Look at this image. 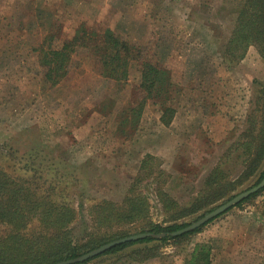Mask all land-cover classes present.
I'll use <instances>...</instances> for the list:
<instances>
[{
    "label": "rangeland",
    "instance_id": "1",
    "mask_svg": "<svg viewBox=\"0 0 264 264\" xmlns=\"http://www.w3.org/2000/svg\"><path fill=\"white\" fill-rule=\"evenodd\" d=\"M238 2L0 0V167L14 175L16 166L37 155L67 174L78 210L70 226L74 239L91 227L85 208L97 198L120 201L147 154L170 174L164 188L180 205L199 194L215 166L234 179L241 164L230 145L244 129L253 91L264 86V57L254 45L240 59L229 61L222 53ZM81 28H108L140 49L126 80L101 76L89 47L78 46L66 75L53 86L45 81L38 47L45 41L58 48ZM198 40L210 44L211 61L201 54L206 51L200 53ZM143 61L170 74L167 104L175 113L169 126L162 125L158 104L148 99L133 122L131 109L145 99L139 87ZM155 188L142 182L149 219L162 223ZM196 241L210 245L211 264H264V194L207 222L190 246ZM186 247L180 251L164 243L159 258L142 264H183Z\"/></svg>",
    "mask_w": 264,
    "mask_h": 264
},
{
    "label": "trees",
    "instance_id": "2",
    "mask_svg": "<svg viewBox=\"0 0 264 264\" xmlns=\"http://www.w3.org/2000/svg\"><path fill=\"white\" fill-rule=\"evenodd\" d=\"M236 12L232 34L222 49L224 58L240 59L250 45L264 57V0H239ZM78 46H88L99 64V74L117 82L127 79L130 63L140 57L139 48L120 39L108 28H81L58 48L45 41L38 47L37 63L44 71L46 82L53 86L66 75ZM139 87L145 99L131 109L134 124L148 99L158 104L162 125L169 126L175 109L167 104L172 87L168 70L143 61ZM231 150L241 164L240 173L232 179L226 169L215 166L205 176L199 194L185 205H180L164 188L170 174L153 156L145 155L120 201L97 198L85 208L91 227L81 239H74L70 228L78 210L71 201L67 174L37 160V155L22 166H16L14 175L0 167V264H53L132 234L170 233L198 219L219 200L230 199V194L245 183L253 180L252 186L257 184L264 175V86L253 91L244 129L230 145ZM143 181L156 185L155 196L165 215L162 223L149 219V203L141 189ZM262 194L264 187L235 206ZM80 206L82 210V204ZM204 225L176 236L145 237L117 244L75 264L95 259L104 264H142L159 258L162 245L169 242L180 251L187 246L183 264H211L210 245L196 241L190 246L192 236Z\"/></svg>",
    "mask_w": 264,
    "mask_h": 264
},
{
    "label": "water",
    "instance_id": "3",
    "mask_svg": "<svg viewBox=\"0 0 264 264\" xmlns=\"http://www.w3.org/2000/svg\"><path fill=\"white\" fill-rule=\"evenodd\" d=\"M264 187V175L262 177V179L255 185L235 194L233 197H231L230 199L220 203L219 205L215 206L214 208H212L211 210H209L208 212L204 213L202 216H200L198 219L194 220L193 222L189 223L188 225H186L183 228H180L176 231L170 232V233H164V232H160V233H152V232H141V233H136V234H132L129 236H125L119 239H115L112 241H109L107 243L102 244L99 247H96L94 249H91L81 255H78L74 258H70V259H66V260H62V261H58L55 262L53 264H75V263H80L83 262L89 258L95 257L99 254H101L102 252H104L105 250L117 245V244H121L127 241H133V240H137L140 238H145V237H151L153 239H158V238H162L164 236H176V235H180L186 232H189L191 230H194L195 228H198L202 225H204L206 222H208L210 219H213L215 217H217L219 214L223 213L224 211H226L227 209H230L231 207H234L238 202H240L241 200H243L244 198L248 197L250 194L255 193L256 191H258L259 189Z\"/></svg>",
    "mask_w": 264,
    "mask_h": 264
},
{
    "label": "crops",
    "instance_id": "4",
    "mask_svg": "<svg viewBox=\"0 0 264 264\" xmlns=\"http://www.w3.org/2000/svg\"><path fill=\"white\" fill-rule=\"evenodd\" d=\"M198 42L199 43H196L197 44V48H199V50H200V53L201 52H207V55H204L205 53H201L204 57H206L207 58V60H209V61H211V58L210 57H212L211 56V47H210V44L209 43H204V42H202V41H199L198 40ZM202 43H204V44H206V45H203ZM217 54V53H216ZM207 77V76H206Z\"/></svg>",
    "mask_w": 264,
    "mask_h": 264
}]
</instances>
